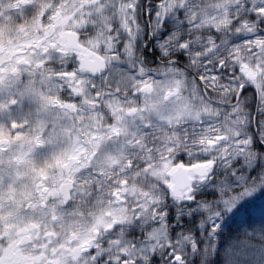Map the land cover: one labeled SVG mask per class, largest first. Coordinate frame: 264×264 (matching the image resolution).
I'll list each match as a JSON object with an SVG mask.
<instances>
[{"label":"snow or ice","instance_id":"1","mask_svg":"<svg viewBox=\"0 0 264 264\" xmlns=\"http://www.w3.org/2000/svg\"><path fill=\"white\" fill-rule=\"evenodd\" d=\"M35 3L10 0L9 10L23 16ZM186 7L193 6L187 0H161L156 5V27ZM213 7L214 14L197 12L193 7L184 17L188 38L180 31L170 33L158 44L160 63L151 68L137 55L140 25L134 0L119 4L76 0L72 8L68 3L53 5L43 0L30 24L19 29L25 34L21 42L10 40L6 47L0 31V117L4 118L0 123V242L9 239L8 246L0 249V264H151V256L165 248L171 250L170 264H185L169 239L167 213L157 207L161 200L155 190L143 192V198L129 209L123 195L128 181L121 179V187L111 193L114 206L120 208L90 214L91 223H86L74 202L80 198L87 203L91 193L78 189L72 176L50 188L44 169L37 170L33 158L37 149L45 146L46 137L51 144L60 132L68 131L60 127L62 119L71 118L77 125L86 110L91 116L106 97L109 102L103 106L109 123L104 134L91 128L85 132L90 134L93 158L100 154L105 140L131 137L127 146L147 153L144 172L162 178L160 186L166 196L176 202L192 201L197 186L208 181L218 164L225 169L232 167L234 157L244 155L252 146L251 135L242 136L237 127L239 119L233 120L241 111L242 91L251 85L258 105L264 101V36L257 32V26L264 22V0H236L235 4L217 3ZM109 8L122 17L119 24L126 39L120 45L105 15ZM93 17L97 19L90 24ZM237 38L239 42H233ZM178 52L187 57L183 68L173 58ZM56 60L60 61L58 67ZM222 74L231 79L221 91L236 102L223 114L205 100L219 86ZM189 87L190 95H181ZM173 98L176 103L165 114ZM26 103L35 105V111L30 107L22 119L17 118L14 112L23 113ZM145 112L157 117V131L161 125L168 130L158 157L138 138L143 133L155 135L149 132L152 122L145 123ZM129 121L137 131L130 132ZM5 128L9 129L7 134ZM25 129L31 130L27 146L13 151ZM79 142L77 133L75 143ZM181 148L187 157L183 161L177 158ZM156 159L159 164L151 163ZM56 164L68 167L60 158ZM136 225H151L143 241L127 239L126 230ZM218 227L213 225L211 234ZM179 243L198 250L190 236L181 237Z\"/></svg>","mask_w":264,"mask_h":264},{"label":"clouds","instance_id":"2","mask_svg":"<svg viewBox=\"0 0 264 264\" xmlns=\"http://www.w3.org/2000/svg\"><path fill=\"white\" fill-rule=\"evenodd\" d=\"M43 0H36L35 5L32 9H29L23 16L15 11H10V0H0V12L3 13L0 16V31H2V39L7 47L9 41L16 43L21 42L25 38V34L19 29L22 26H27L31 22L32 14L36 10V6L42 3ZM49 4L59 5L61 3H68L69 8L76 3V0H47ZM105 3H121V0H104ZM137 2V0H134ZM161 0H159V3ZM236 0H187V4L195 8V11L202 12L207 11L209 14H214V5L217 3L235 4ZM243 3H248V0H243ZM193 7H186L184 17L187 16L188 12L193 10ZM87 12L88 9H85ZM179 11V9L177 10ZM172 14H175L172 13ZM107 15L111 21L110 27L112 28V36L118 37L116 43L120 45L123 40L126 39L124 33L120 29L119 21L122 19L117 13L109 8L106 10ZM233 18H235V9L233 10ZM93 17L89 20V23H93L96 20ZM75 23V22H73ZM156 25V21H154ZM101 25H97L99 30ZM257 32L259 35L264 36V28L257 26ZM85 36L88 33H84ZM104 35H107L105 31ZM246 55V53H243ZM139 56V54L137 53ZM255 55V53H253ZM55 66H59L60 61H54ZM191 79V77H189ZM230 77L221 75V81L217 88L212 90V96L205 97L207 102H212L215 107L219 108L221 113H225L229 110L230 105H234L236 102L231 96H225L222 89H225V85L230 83ZM97 86L100 87L99 80ZM202 91V89H201ZM191 93V88L182 90L181 95L188 96ZM121 103H124V91L120 94ZM128 99H131L129 97ZM143 101V97L139 98V102ZM108 98H102L101 105L95 113L91 116L86 110L82 116V122L77 125L73 124L71 118L62 119L60 127H66L68 131L60 132V134L53 140L51 144L47 143V137L45 138V146L37 149L34 156V165L39 169H44L47 177L46 183L50 188L63 183L65 179L72 176L75 180L76 187L86 189L91 193L89 197H86L87 203L84 200L77 198L75 205L79 206L80 210L84 213L83 219L86 223H91V215H101L104 211L120 208L119 205L114 206L112 198V191L119 189V181L121 179L127 180L128 185L123 190V195L127 201L126 206L130 209L138 199H142L143 192H153L159 196L161 203L157 207H164L166 194L162 187V178L153 176L151 173H145L142 167L144 161L147 158V153L142 151L140 147H128V141L131 137L121 136L118 139L105 140L104 146L99 155L95 158L92 156L90 151L91 145L88 144L89 135H85V132L89 128L94 131L104 134L103 130L107 128L109 114L104 108V104L108 103ZM176 103V99L173 98L165 107V114L169 110L173 109ZM35 111V105L25 104L23 113L18 110L14 112L17 118L22 119L23 115L29 110ZM260 112L264 113V101H261L258 105ZM145 123L152 122L153 128L149 132L155 133V135H149L148 133L138 134V138L147 144L149 148L153 150V156L158 157L160 152L163 151L165 145L164 133L167 129L160 126V131H157L159 121L154 113L145 112L143 113ZM239 119L240 123L237 125L241 132V135H247L248 126L251 123L248 110L241 103V111L237 116H233V120ZM4 118L0 117V123H3ZM264 122V117L261 119V123ZM139 123V121L137 122ZM130 132L137 131L136 127L128 122ZM9 131L5 128V133ZM30 129H25V135L19 142H16L13 146V151L18 152L21 145L27 146L30 137ZM77 133H79V144H76ZM261 136V131H260ZM193 143L189 140V145ZM7 146V145H6ZM124 148L121 151V148ZM83 147L84 151H76ZM198 151V149H194ZM183 153V148L177 152ZM11 154V153H10ZM75 155L76 159H69L70 156ZM56 158H60L62 164H68L65 168L62 165L56 164ZM239 160L235 166L225 169L222 164H218V169L224 170V175L217 178L218 196L208 203L202 204L201 207L204 209L206 214V220L211 222L214 217H218L221 213L230 212L236 203L246 197L253 196L259 190L264 189V151L257 150L253 146L249 148V151L242 156L234 157V161ZM132 163V167L129 168V162ZM233 161V162H234ZM151 163L159 164V160H153ZM254 170V171H253ZM78 173V174H77ZM235 173V175H234ZM99 175V179H97ZM210 179V177H209ZM27 218V217H26ZM259 222V240L254 242L253 238L245 235L237 241V247L233 250L230 259L226 260L224 264H264V212H261L258 217ZM257 234V229H253V237ZM209 237L211 234V228L208 233ZM207 244V251L198 249L197 252L201 256L199 264H216L214 260V254L212 249L215 247L214 240H208L205 238ZM9 239H4L0 242V249L8 246ZM31 247V245H27Z\"/></svg>","mask_w":264,"mask_h":264},{"label":"rangeland","instance_id":"3","mask_svg":"<svg viewBox=\"0 0 264 264\" xmlns=\"http://www.w3.org/2000/svg\"><path fill=\"white\" fill-rule=\"evenodd\" d=\"M250 6V4H249ZM155 11L146 9L144 12L145 20L142 21L140 24V31L137 35L136 39V49L137 45H140V49L145 48V44L143 42L147 37L144 35V30L149 28V37L150 42L153 44V48L158 51V55L161 58L160 49L158 44L162 42L170 33L174 31H180L184 35V38H188L187 36V29L188 25L184 18L183 10H179L175 12V14H171L168 16L163 24L157 28L154 21H155ZM139 12V9H138ZM254 15V14H253ZM256 19V17H255ZM147 23V24H146ZM148 25V26H147ZM260 27L264 28V22L259 24ZM146 26V28H145ZM233 42H239V39H234ZM141 50L137 53H140ZM176 62L177 66L183 68L184 65L187 63V57L182 53L178 52L173 57ZM150 64V65H149ZM148 67H156L158 64H153L149 61ZM243 94V91H242ZM241 94V95H242ZM251 96V95H249ZM256 107L258 108V101L256 102ZM259 110V108H258ZM250 120L253 119L250 113ZM252 127L257 135L260 136V131L262 130V123L258 122L257 125H253ZM248 132L250 134V124L248 126ZM251 135V134H250ZM252 136V135H251ZM261 138V136H260ZM253 141V138H252ZM253 146V143H252ZM187 159L185 153H179ZM177 156V158H178ZM239 160L233 162V166L237 164ZM224 175L223 169L215 168L212 173L210 174V179L207 182L197 186L194 192V201L191 203H187L185 201L176 202L170 196L165 197L164 202V211L167 213L166 223L168 225V236L172 243L175 245L176 249L180 251L181 255L184 258L185 262L188 264H199L201 260V256L198 254L197 251H193L190 244L188 243H179L181 237L183 236H190L198 245V249H203L204 252L207 251V244L205 238L208 240L215 241V247L212 249L213 253L216 250V240L218 239L219 232L226 231L229 225L233 224V229H236V233L233 234H242L243 231L246 230V226L244 224L239 223L248 213H255L260 214L264 211V189L259 190L255 195L246 197L236 203L234 208L228 213H221L220 216L214 217L211 222L206 220V214L204 209L201 207L202 204L208 203L209 201L214 200L218 196V188L219 185L217 183V178ZM200 197L206 198L207 201L200 199ZM173 213L175 214L173 216ZM183 222V225H182ZM172 223L178 224L179 228L169 227ZM180 223V224H179ZM213 225H219L217 231L209 237L208 233L210 228ZM238 225L239 232H238ZM149 225L147 228L143 226H133L126 230L127 232V239L133 241H143L144 240V233L146 230H150ZM253 229H257V234L253 237ZM259 224H251L247 227L246 235L250 238L254 239V242H258L259 240ZM200 240V241H199ZM237 247V245L231 244L230 248L225 251V256L230 259L233 250ZM170 249L165 248L162 252H157L151 256V264H158L161 262H166L162 259L164 255L166 257H170Z\"/></svg>","mask_w":264,"mask_h":264},{"label":"trees","instance_id":"4","mask_svg":"<svg viewBox=\"0 0 264 264\" xmlns=\"http://www.w3.org/2000/svg\"><path fill=\"white\" fill-rule=\"evenodd\" d=\"M158 3H159V0H137L136 16H137V19H138L140 26H141L140 23L145 20V17L147 18L146 15L144 16L145 10L146 9H149V10L156 9V5ZM138 9H139V12H138ZM249 15H250V18L255 19V16L253 14H249ZM145 28H146V26H145ZM148 29L149 28H146L144 30V35L146 37L148 35ZM147 41H148V37L143 42V44H145V48H143V49L142 48L140 49L141 46L137 45L138 51L141 50V52L138 53L139 56L144 60V62L147 66L149 64V61H151L153 64H159L161 58L158 55V51L153 48L152 42L149 41L148 44H146ZM249 95H251V96H249ZM233 100L235 101L234 98H233ZM256 102H257L256 92L250 91V89L245 88L243 90V94L241 95V103L248 110L251 117L254 118V119H251V123H250V134L252 135L251 137L253 138V147L256 148L257 150L264 151V143L261 142L260 136L257 135V132H255L253 127H252V123H253V125H257L258 122L261 123V119H262V117H264V113L260 112V110H258V108L256 107ZM178 160L183 161L186 159L181 154L178 156ZM200 199L207 201V199L203 198V197H200ZM173 215H174V213H173ZM259 215L260 214L248 213L246 215V217H244L239 222V223L244 224L246 226V230L243 231V233L241 235L239 233L232 235V233H236V229H233V228L227 229L226 231L222 230L221 232H219L218 239L216 240V243H217L216 244V250L213 253L214 254V260H215L216 264H224V262L227 260V258L225 256V251L230 248L231 244L237 245L236 242L239 241L241 239V237L246 235L247 227L249 225H251V224L258 225L259 224V222H258ZM182 224H183V222H182ZM172 225L174 226V223H172ZM236 226L238 227V232H239L240 227L238 225H236ZM177 227L179 228L178 224H177Z\"/></svg>","mask_w":264,"mask_h":264},{"label":"bare ground","instance_id":"5","mask_svg":"<svg viewBox=\"0 0 264 264\" xmlns=\"http://www.w3.org/2000/svg\"><path fill=\"white\" fill-rule=\"evenodd\" d=\"M246 89H250V91H255L256 92V90H255V88L254 87H252L251 85H247L246 87H245ZM175 215V214H174ZM173 215V216H174ZM231 228H233V224L232 225H229L226 229H231ZM200 241V240H199ZM162 259L164 260V261H166L168 264H170V261H171V259H170V257H166V255H164L163 257H162ZM194 262H192V264H193ZM185 264H188V262H185Z\"/></svg>","mask_w":264,"mask_h":264},{"label":"water","instance_id":"6","mask_svg":"<svg viewBox=\"0 0 264 264\" xmlns=\"http://www.w3.org/2000/svg\"><path fill=\"white\" fill-rule=\"evenodd\" d=\"M186 202H190V201H186Z\"/></svg>","mask_w":264,"mask_h":264}]
</instances>
